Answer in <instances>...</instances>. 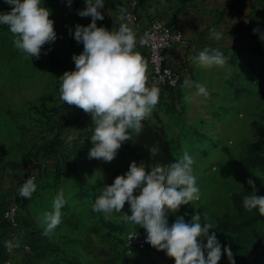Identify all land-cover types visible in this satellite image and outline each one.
Segmentation results:
<instances>
[{
  "label": "rangeland",
  "instance_id": "rangeland-1",
  "mask_svg": "<svg viewBox=\"0 0 264 264\" xmlns=\"http://www.w3.org/2000/svg\"><path fill=\"white\" fill-rule=\"evenodd\" d=\"M110 1L105 0V7L101 9L104 19L97 21L98 26L109 31L111 24L106 15ZM45 6L52 12L50 18L55 22L57 40L43 46L39 58H31L16 49L13 34L6 25H0L1 187H5L15 174L24 183L33 172L32 164L39 160L37 152L43 153L51 142L55 134L51 123L63 105L58 79L64 72L75 69L72 57L83 51V44L73 38L69 28L91 23V17L78 15V10L85 7L84 0H73L71 6L67 0H45ZM10 7L5 0H0V11H9ZM233 69L241 71V77L227 82L221 76L219 85L223 90L208 91L207 97L192 102L193 109L183 101L182 87L175 96L158 100L157 109L147 117L153 125L158 113L167 112L168 120L163 127L152 126L146 120L141 133L125 142L113 161L99 159L96 170L105 169L110 177L113 172L119 176L135 161L144 166L147 176L153 167L163 170L187 150L194 157L193 169L201 199L169 213V224L177 216L190 222L194 214L199 213L203 218L204 213L213 225L209 234L215 232L222 245L230 244L235 264H264V216L255 209L248 211L243 207V197L252 192L247 183L249 178L255 181L257 194L264 195V151H255L252 160L258 163L250 164L245 160L250 145L264 148V63L257 70H250L237 61ZM199 82L206 87L212 83ZM135 136L147 139L150 144L135 143ZM36 185L39 187L38 183ZM10 200L18 205L24 228L26 209L32 197ZM125 208L127 212V203ZM35 229L43 232L37 226ZM127 229L130 228L121 225L111 264H175L174 258L154 247L137 260L118 256L120 239ZM131 229L140 231L136 227ZM15 246L16 243L9 256L11 264H73L60 253L37 258L33 250L26 254L22 250L14 251ZM219 264H230L226 254Z\"/></svg>",
  "mask_w": 264,
  "mask_h": 264
},
{
  "label": "clouds",
  "instance_id": "clouds-1",
  "mask_svg": "<svg viewBox=\"0 0 264 264\" xmlns=\"http://www.w3.org/2000/svg\"><path fill=\"white\" fill-rule=\"evenodd\" d=\"M5 3L11 7L9 11H0V25H6L13 34L16 49L31 58H39L43 46L57 40L55 22L50 18L52 12L45 6V0H5ZM72 3L73 0H67L68 6ZM84 3L78 15L91 17V23L69 28L73 38L83 44V51L72 57L75 69L59 77V95L64 104L75 105L91 114L94 128L89 159L111 162L125 142L141 133L145 118L158 103L160 89L156 84L148 85L146 62L136 50L138 40L132 28L126 23L111 31L98 26L97 21L104 19L101 9L105 7V0H84ZM254 33L264 40L261 29H254ZM210 35L215 40L223 38V33L216 28L210 29ZM145 43L144 38L139 39L140 45ZM193 60L200 67L211 68L226 65L228 57L219 48L206 46ZM181 87L194 89L185 96L188 102L209 95L206 85L190 78ZM193 165L194 157L187 150L167 168L153 167L147 176L144 166L133 161L126 173L100 190L93 210L102 212L106 220L119 213L123 222L143 231L145 245L166 252L175 264H219L224 254L230 264H235L230 244L222 245L215 232L209 234L213 225L206 214L203 213V218L199 213L194 214L190 222L177 216L169 224V213L201 199ZM247 183L252 192L243 197V207L248 211L255 209L264 216V195L257 194L253 179L249 178ZM36 189L35 176L31 175L19 186L18 193L30 199ZM65 203L61 189L53 198L52 211L42 215L43 235H49L61 223ZM126 203L128 211L123 212Z\"/></svg>",
  "mask_w": 264,
  "mask_h": 264
},
{
  "label": "crops",
  "instance_id": "crops-1",
  "mask_svg": "<svg viewBox=\"0 0 264 264\" xmlns=\"http://www.w3.org/2000/svg\"><path fill=\"white\" fill-rule=\"evenodd\" d=\"M133 2L137 3L140 23L128 25L138 41L144 37L155 18H161L183 32L185 42L176 45L168 58V63L181 73L183 81L189 78L194 81L196 79L197 82L212 81L207 85V90L220 91L223 90L219 85L221 76L227 79V82H231L232 78L241 77V71L233 69L237 61L248 66L250 70H257L264 63V40L260 34L254 33L256 28L264 32V0H112L106 15L111 24L110 30L118 29L121 23H125L121 20V9H128ZM212 28L223 33L221 40L211 37ZM206 46L219 48L228 57L226 65L211 68L198 66L193 58ZM136 50L146 62V77L149 81L151 70L146 53L138 46ZM193 91L194 89L181 91L183 101L191 105V109L192 102L186 101L185 96ZM168 96L170 97L166 93L159 100L165 101L169 99ZM157 107L155 106L151 113ZM61 110L51 123L53 133L63 131L64 136L56 138V143L61 145L55 146V153L45 156V159L39 151V161L32 164L39 187L32 194V200L26 209L24 232L7 244L6 253L11 255L14 243L30 244L41 253L37 258L60 253L73 264H111V254L120 238L121 225L130 228L127 232L134 229L120 219L119 213H114L106 220L102 212L93 210V203L100 190L106 185H111L118 174L113 172L110 177L107 170H96L99 159H89L88 153L93 147L90 137L94 128L91 114L64 102ZM166 113H158L157 120L152 121L153 125L149 117L145 119L152 126L163 127L164 122L168 120ZM138 137L141 136H135V143L147 142V139ZM57 166L61 169L59 173L62 181L61 177L56 176ZM18 176L15 174L5 187H1L2 201L23 198L18 193L22 184ZM61 189L66 200L61 209V223L52 233L45 236L43 232H37L35 227L44 231L42 215L52 211L53 198ZM126 210L127 208H124L123 212ZM2 232L4 229L0 227V239Z\"/></svg>",
  "mask_w": 264,
  "mask_h": 264
},
{
  "label": "built area",
  "instance_id": "built-area-1",
  "mask_svg": "<svg viewBox=\"0 0 264 264\" xmlns=\"http://www.w3.org/2000/svg\"><path fill=\"white\" fill-rule=\"evenodd\" d=\"M122 15L125 23L131 26L140 23L136 2L124 10ZM143 38L146 43L140 45L138 41L137 46L146 53L150 65L151 72L148 85L156 84L160 89L159 99L166 93H176L181 87L182 75L168 63V58L176 45L185 42L183 32L170 26L161 18H155ZM31 175L35 176L36 181L37 177L33 172L28 175V178ZM0 227L12 238L21 231L20 209L13 200L2 201L0 199ZM145 238V234L141 231L131 230L127 232L122 238L118 256L122 255L126 259L137 260L148 254L152 247L144 244ZM23 251L30 253L31 247L25 245ZM11 263L12 261L8 258L2 264Z\"/></svg>",
  "mask_w": 264,
  "mask_h": 264
},
{
  "label": "trees",
  "instance_id": "trees-1",
  "mask_svg": "<svg viewBox=\"0 0 264 264\" xmlns=\"http://www.w3.org/2000/svg\"><path fill=\"white\" fill-rule=\"evenodd\" d=\"M182 83H183V80H182ZM169 95L170 96H175L176 95V93H169ZM63 106V105H62ZM63 134V131L62 130H58V132L54 135V138L52 139V141L49 143V145L47 146V148H45L44 150H43V155H44V157H43V159H45V156H47V155H50V154H53V153H55L54 152V147L55 146H57V145H61V144H57L56 143V138H57V136H64V135H62ZM257 149H261L262 151H264V148H259L258 146H256V145H250L249 147H248V149H247V155H246V157H245V160H247V162L249 163L250 162V164H255V162L256 163H258V161H254V160H252V157L254 156V153H255V151H257ZM41 152V151H40ZM38 155H39V151L37 152V157H38ZM39 161V160H38ZM43 161H45V160H42V162ZM56 170V176L59 178V177H61L60 176V173H59V171L61 170L60 168H59V166H57V168L55 169ZM37 181V180H36ZM35 181V182H36ZM0 190H2V188H1V183H0ZM24 228H22V224H21V228H20V233H18L15 237H14V239L17 237V236H19V235H21L23 232H24V230H23ZM3 233V235H2V237H1V239H0V247H1V250H0V264H2L4 261H6L8 258H9V254H7L6 253V246H7V244L8 243H10V241L13 239L12 237H10L9 236V234L8 233H6V231L4 230V232H2ZM127 233V232H126ZM125 235V234H124ZM123 238V237H122ZM122 238L120 239L121 240V242H120V245H121V243H122ZM25 245H29L30 247H31V252H32V250L35 252V254L36 255H40L41 253L37 250V248L36 247H33V245H30V244H22V245H19V244H16V246L13 248V250L14 251H18V250H22L23 251V247L25 246ZM24 252V251H23ZM30 252V253H31ZM24 253H26V254H30V253H27V252H24ZM38 255V256H39Z\"/></svg>",
  "mask_w": 264,
  "mask_h": 264
}]
</instances>
